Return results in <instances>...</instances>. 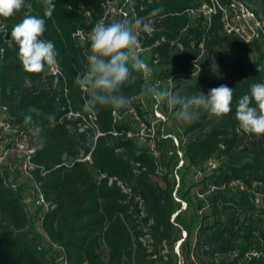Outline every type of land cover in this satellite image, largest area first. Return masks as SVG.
Masks as SVG:
<instances>
[{
    "label": "trees",
    "instance_id": "16d2710c",
    "mask_svg": "<svg viewBox=\"0 0 264 264\" xmlns=\"http://www.w3.org/2000/svg\"><path fill=\"white\" fill-rule=\"evenodd\" d=\"M54 3L50 18L44 16L38 0H25L15 15L0 17L9 39L2 42L0 106L13 125L31 131L35 147L31 159L38 166L32 180L46 207L37 230L18 184L0 166V264H173L174 245L181 238L177 226L186 213L172 195L177 164L174 145L156 139L150 147L128 138L126 131L132 126L113 122L114 108L84 111L89 93L75 79L87 67L89 34L101 21L104 7L102 0ZM204 5L212 8L209 14L200 10ZM240 5L257 23L247 41L229 23ZM79 6L91 12L90 19L77 11ZM136 8L138 16L164 9L151 16L158 28L154 37H166L155 48L161 65L156 79L166 82L197 59L200 74L172 78L174 82L191 79L180 96L207 94L221 84L234 90L229 114L218 118L201 109L195 121L185 122L182 132L175 133L184 158L177 172L216 161L207 176L208 186L200 188L208 193V211L199 216V222L191 217L184 225L187 235L194 229L191 250L197 264H264V135L244 132L235 115L239 98L250 93L253 83H264V0H138ZM26 15L45 19L41 38L55 45L60 71L56 78L43 80L44 70L28 72L18 59L11 31ZM76 29L88 33L83 45L72 36ZM133 75L134 82L123 86L129 96L139 95L148 86L138 69H133ZM176 89L177 84L172 87L174 94ZM138 102L131 105L138 107ZM30 105L40 109L41 115L32 114V122L26 124L24 115ZM69 112L78 115L68 117ZM89 114L95 118V131H79ZM49 115L55 116L54 122ZM37 134L44 137L43 144L37 143ZM170 143L173 154L169 157ZM88 153L89 160H80ZM171 162L173 170H165ZM157 174L162 183L154 179ZM109 178H114L111 184ZM116 181L131 189L130 197ZM256 194L262 195L260 204L255 202ZM135 196L142 200L140 206ZM204 206L198 202L197 208ZM145 229L152 239L149 245L139 240Z\"/></svg>",
    "mask_w": 264,
    "mask_h": 264
},
{
    "label": "clouds",
    "instance_id": "9594fccd",
    "mask_svg": "<svg viewBox=\"0 0 264 264\" xmlns=\"http://www.w3.org/2000/svg\"><path fill=\"white\" fill-rule=\"evenodd\" d=\"M38 2L44 6V16L50 18L55 9L54 0ZM24 5L25 0H0V17L13 16ZM163 11V8H155L150 15L157 16ZM45 23L43 18L26 15L11 31V38L18 46V59L28 72H41L46 64L56 63L54 43L41 38L46 31ZM135 25L146 33L154 30L151 23L140 19L135 21ZM89 41L87 67L75 79V84L89 93L84 101V111L92 112L107 107L125 108L144 95H150L158 102L166 101L179 105L175 115L186 123L195 121L201 109L218 118L232 111L234 90L225 84L210 89L207 94L200 92L199 95L187 97L162 89L159 83L148 85L139 95H126L123 86L136 79L133 69L143 68L144 72L150 71L138 53V33L133 30L127 19L110 24L99 21L92 28ZM3 51L4 49L0 48V54ZM26 112V124L32 122V114L41 115L40 109L31 105L27 107ZM235 115L239 127L244 132L264 135V83H253L250 93L239 98ZM48 120L54 122L55 116L49 115ZM36 141L43 144L44 137L37 134Z\"/></svg>",
    "mask_w": 264,
    "mask_h": 264
},
{
    "label": "built area",
    "instance_id": "2783aa9c",
    "mask_svg": "<svg viewBox=\"0 0 264 264\" xmlns=\"http://www.w3.org/2000/svg\"><path fill=\"white\" fill-rule=\"evenodd\" d=\"M138 0H125L120 4L119 0H102V5L104 7V13L101 18L107 24L112 22L121 21L127 19L133 30L138 33V39L140 42V48L138 49V53L140 58L144 61V63L150 68L149 72H144L143 68L138 69L147 85L161 83L159 79H156L154 76L159 74L161 69V65L159 64V52L156 51V47L161 43L166 41V37L163 34H160L159 37H154L155 32H157L158 28L155 27L154 20L151 16H138V11L136 8V3ZM71 6H69L70 8ZM140 10L143 9L142 4L138 6ZM204 14H209L212 11V8L206 7L205 5L200 8ZM81 15H83L86 19L91 18V12L88 10H84L83 6H79L77 10ZM251 16L252 14L247 11ZM137 19L142 20L146 23H151L154 27V30L151 33H146L142 31V29L137 28L135 25V21ZM7 30L4 22L0 18V48L4 49L2 42H8L9 39L6 37ZM73 38L77 43L83 45L87 39L88 33L76 29L73 34ZM244 40H248L249 36L243 37ZM4 52V51H3ZM3 54V53H2ZM0 54V59L2 57ZM201 67L197 62V59H191L189 61L188 70L182 73H173L170 77L167 78L166 82L170 85L168 90L172 92V83L173 76L180 74L181 76L187 77H195L200 74ZM60 74L57 63L52 65H45L43 72V80L47 77H57ZM160 102L156 101L150 95L141 96L138 102V107L133 105H129L123 110L114 108L111 112L113 122H128L132 127L131 129L126 131V136L128 138H134L136 141L140 143H145L147 146L152 147L154 141L157 140H170L174 145V151L177 155V164L173 170V175L176 179V184L178 182V174L177 169L182 166L184 163L183 152L180 148V137L175 133L165 132L163 130V126L167 123L166 117L158 110V106ZM5 107L0 106V166L4 168L6 166L5 157L14 153L18 158V170L24 176L29 178H33L32 171L37 168V164H35L31 157L35 151V147L31 144L30 141V130H25L19 125H13L11 119L4 112ZM77 113L69 112L68 117L76 116ZM94 116L92 114L88 115V119L79 124V131L83 130H92L95 131V122ZM155 126L156 129H155ZM98 132L95 133L94 138L97 136ZM154 155H157V151L154 150ZM80 160H89V153L85 155ZM114 178H109V184L112 183ZM117 185L121 188V190L128 195L131 196V189L126 185L122 184L120 181H116ZM36 187V195L38 203H44V199L41 193L38 191V187ZM176 189H174L172 195L176 201H180L178 197H176ZM135 200L139 202V206L142 200L135 196ZM142 214V211H141ZM139 240L143 243L149 245L152 243V239L145 229V233L139 236ZM179 241V240H178ZM165 250H163L164 252Z\"/></svg>",
    "mask_w": 264,
    "mask_h": 264
},
{
    "label": "rangeland",
    "instance_id": "374dc122",
    "mask_svg": "<svg viewBox=\"0 0 264 264\" xmlns=\"http://www.w3.org/2000/svg\"><path fill=\"white\" fill-rule=\"evenodd\" d=\"M119 1L120 4H122V2H124L125 0H119ZM233 13L235 15L229 21L230 25L232 27H236V30H239V32H242L244 36L248 37L252 29L255 28V26L257 25L256 22H253V16L247 13L245 7L242 5H240L239 8H235ZM190 81L191 79L184 77H181L176 82L173 81L172 86L177 84L178 87V89H176L175 91V94H179L180 90H182V88L185 87V85L188 84ZM159 85L162 89H166L170 86L165 81H162L161 83H159ZM158 110L167 119L166 121L167 123H165V125L163 126V130L165 132H171V133L182 132L185 126V122L178 119L175 115V113L178 110L177 105L170 104L166 101H161L160 105L158 106ZM156 127L157 126H155V129ZM166 150H167L166 155L170 157V155L173 154L171 143L170 145L168 144ZM5 162L7 165L4 166V168L8 171L10 179H13V182L17 183L20 188V192L23 196V199L25 200L26 209L33 221V227L37 230H40L39 229L40 217L46 207L43 203H38L37 201V195H36L37 190L34 181L31 178L24 176L19 172L18 158L14 153L7 155L5 157ZM172 162L171 165L168 164L166 166L167 169L165 170L168 171L172 169ZM215 165H216V161L213 158L201 167L193 168V167L185 166L182 167L177 172L179 179L177 185H175V189H178L179 186L182 187L180 192L179 191L176 192V197H178L179 200L181 201L180 203L181 209H184L186 207V209L183 210L186 213L183 215L184 216L182 219L183 221L178 223L177 226L181 238L174 245L173 264L199 263L197 256L195 255L193 250H191V248L193 247V243L195 241L194 229L191 231L190 235H187L186 228L184 227V225L185 223L188 222V219L191 217L193 218V220L199 222L200 220L199 216L202 215L204 212L208 211L207 202L205 201V196L208 193H201L200 188H204V186L206 185L208 186L207 176L210 174L211 169ZM154 179L162 183L160 174L154 176ZM175 184H176V179H175ZM177 193L178 194L182 193L183 194L182 197L180 198ZM261 200H262V195L256 194L255 202L257 204H260ZM202 201L204 202L205 206L202 207L201 209H198L197 208L198 202H202Z\"/></svg>",
    "mask_w": 264,
    "mask_h": 264
}]
</instances>
